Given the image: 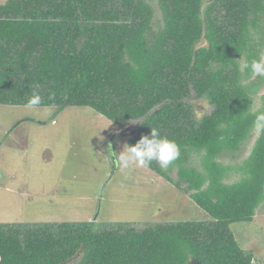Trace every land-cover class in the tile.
Wrapping results in <instances>:
<instances>
[{"label": "trees", "instance_id": "obj_1", "mask_svg": "<svg viewBox=\"0 0 264 264\" xmlns=\"http://www.w3.org/2000/svg\"><path fill=\"white\" fill-rule=\"evenodd\" d=\"M158 0L164 26L153 30L148 0H7L0 4V104L87 106L119 126L141 120L174 140L179 158L148 168L182 188L212 221L137 229L96 221L0 223V264H253L231 225L252 222L264 203V132L225 182L254 131V96L264 78L242 70L264 49V0ZM205 39L207 45L198 46ZM215 66V67H214ZM248 81V83H246ZM194 91L213 111L197 119ZM201 154L202 169L190 165ZM177 170L178 179L171 173Z\"/></svg>", "mask_w": 264, "mask_h": 264}, {"label": "rangeland", "instance_id": "obj_2", "mask_svg": "<svg viewBox=\"0 0 264 264\" xmlns=\"http://www.w3.org/2000/svg\"><path fill=\"white\" fill-rule=\"evenodd\" d=\"M148 1L154 9L153 30L159 31L164 26L159 2ZM211 1L206 0L204 8ZM205 45L203 39L198 46ZM263 94L264 84L254 96V110L260 108ZM185 101L193 106L197 119L214 109L194 91ZM140 123L133 120L119 126L87 106L57 111L56 107L0 104V223L96 221L101 227L131 223L144 229L212 221L189 193L156 171L148 167L124 170L117 164L114 168L109 154L129 145ZM259 134L254 129L236 153L219 158L231 167L225 182L241 179L239 166L251 154ZM201 157L194 154L190 165L202 169ZM171 176L177 180V170ZM231 229L240 246L253 253V264H264V203L252 222L234 223Z\"/></svg>", "mask_w": 264, "mask_h": 264}, {"label": "clouds", "instance_id": "obj_3", "mask_svg": "<svg viewBox=\"0 0 264 264\" xmlns=\"http://www.w3.org/2000/svg\"><path fill=\"white\" fill-rule=\"evenodd\" d=\"M241 68L248 70L253 77L264 78V55L259 59L245 61ZM41 103V96L34 94L28 99L25 107L32 109L40 106ZM253 127L257 132H264V112H259L255 116ZM180 152V146L174 140L161 137L157 129L151 128L150 135L141 136L134 145H125L118 154L111 153L110 155L111 160L124 170L135 167L147 168L153 162L166 170L179 158Z\"/></svg>", "mask_w": 264, "mask_h": 264}, {"label": "water", "instance_id": "obj_4", "mask_svg": "<svg viewBox=\"0 0 264 264\" xmlns=\"http://www.w3.org/2000/svg\"><path fill=\"white\" fill-rule=\"evenodd\" d=\"M115 153V152H114ZM111 154V153H110ZM109 154V155H110ZM110 158H111V155H110ZM114 163V162H113ZM115 166H116V164L114 163V168H115ZM76 259H78V257H75L74 259H71V260H69V261H67V262H65V263H63V264H71L73 261H76Z\"/></svg>", "mask_w": 264, "mask_h": 264}, {"label": "flooded vegetation", "instance_id": "obj_5", "mask_svg": "<svg viewBox=\"0 0 264 264\" xmlns=\"http://www.w3.org/2000/svg\"><path fill=\"white\" fill-rule=\"evenodd\" d=\"M116 139V138H115ZM111 153H114V151H112Z\"/></svg>", "mask_w": 264, "mask_h": 264}, {"label": "crops", "instance_id": "obj_6", "mask_svg": "<svg viewBox=\"0 0 264 264\" xmlns=\"http://www.w3.org/2000/svg\"><path fill=\"white\" fill-rule=\"evenodd\" d=\"M115 152V151H114ZM115 154H116V152H115ZM1 175V174H0Z\"/></svg>", "mask_w": 264, "mask_h": 264}]
</instances>
